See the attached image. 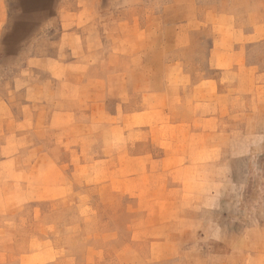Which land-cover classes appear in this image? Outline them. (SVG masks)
I'll list each match as a JSON object with an SVG mask.
<instances>
[{
  "label": "crops",
  "instance_id": "1",
  "mask_svg": "<svg viewBox=\"0 0 264 264\" xmlns=\"http://www.w3.org/2000/svg\"><path fill=\"white\" fill-rule=\"evenodd\" d=\"M195 7L62 0L64 30L47 53L35 50L0 82V196L25 198L24 167L47 168L48 177H30L33 193L42 196L45 180L97 188L111 214L99 229L137 214L124 244L139 264H264V222L240 216L232 169L234 151L251 149L247 134L264 133V0H231L211 14ZM183 14L182 34L196 41L171 61L182 36L170 23Z\"/></svg>",
  "mask_w": 264,
  "mask_h": 264
},
{
  "label": "rangeland",
  "instance_id": "2",
  "mask_svg": "<svg viewBox=\"0 0 264 264\" xmlns=\"http://www.w3.org/2000/svg\"><path fill=\"white\" fill-rule=\"evenodd\" d=\"M61 1L0 0V82L15 79L22 63L35 50L38 54L47 53L50 35L64 30L56 20ZM196 2L198 8L193 12L211 14L231 0ZM184 15L180 21L170 23L171 32L178 31L182 36L170 45L171 61L179 45L192 46L196 41L190 33L182 34L186 29L182 24ZM18 34L25 35V40L18 42L10 38ZM162 40L156 39L159 44ZM18 48L22 53H18ZM247 135L251 149L243 157L242 151H234L235 155H240L232 167L234 176L239 178L238 187L243 185L240 216L248 222H264V133ZM24 168L27 196L21 199L13 195L0 196V264H139L135 250L131 251L124 244L125 239L133 236L131 221L134 223L137 214L132 215V219L119 215L118 230L104 226L99 229L98 221H107L111 214L104 212L97 188L88 193L82 189L81 181L69 184L59 181L52 185L45 180L42 196H36L33 191L37 185L30 177L37 178L39 173L43 178L48 177L47 168ZM127 206L141 211L146 205L130 202ZM150 232L143 230L144 234L138 236L151 237Z\"/></svg>",
  "mask_w": 264,
  "mask_h": 264
}]
</instances>
